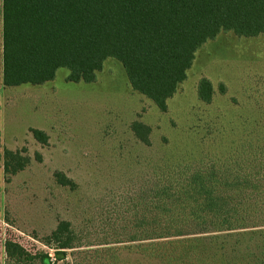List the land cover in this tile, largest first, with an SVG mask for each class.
Instances as JSON below:
<instances>
[{
	"label": "trees",
	"instance_id": "obj_1",
	"mask_svg": "<svg viewBox=\"0 0 264 264\" xmlns=\"http://www.w3.org/2000/svg\"><path fill=\"white\" fill-rule=\"evenodd\" d=\"M0 15L5 87L42 86L62 68L69 70V82L93 83L104 63L114 59L132 89L162 113L168 112L169 100L207 42L221 33L264 36V0H2ZM220 91L226 93L224 85ZM214 94L212 83L202 79L199 100L211 104ZM132 130L150 146L151 128L134 122ZM31 133L48 145L45 131ZM258 141L244 146L239 157L161 175L150 199L135 205L117 238L101 244L129 245L124 249L138 259L113 254L97 264H264V142ZM35 160L42 163V155L36 153ZM31 164L26 148L5 149V182L10 184ZM54 180L72 191L78 187L63 172L54 173ZM231 233L257 235L262 244L234 257L222 240ZM37 240L53 256L33 254L7 239L4 264H94L86 255L76 256L84 254L85 245L69 221H60Z\"/></svg>",
	"mask_w": 264,
	"mask_h": 264
},
{
	"label": "rangeland",
	"instance_id": "obj_2",
	"mask_svg": "<svg viewBox=\"0 0 264 264\" xmlns=\"http://www.w3.org/2000/svg\"><path fill=\"white\" fill-rule=\"evenodd\" d=\"M69 74L62 68L42 86L5 87L0 63V264L7 239L33 254L53 256L37 238L51 234L63 220L72 223L85 245L77 257L86 255L94 264L113 254L137 260L124 249L129 245L101 244L117 238L135 205L150 199L161 175L239 157L244 146L264 142V36L221 33L207 42L166 113L132 89L114 59L104 63L93 83L69 82ZM202 79L213 85L211 104L198 98ZM134 122L151 128L150 146L136 137ZM32 129L45 131L48 145L37 142ZM24 148L32 164L7 184L3 151ZM56 172L72 179L76 190L58 185ZM258 238L231 233L222 240L235 257L257 251Z\"/></svg>",
	"mask_w": 264,
	"mask_h": 264
},
{
	"label": "crops",
	"instance_id": "obj_3",
	"mask_svg": "<svg viewBox=\"0 0 264 264\" xmlns=\"http://www.w3.org/2000/svg\"><path fill=\"white\" fill-rule=\"evenodd\" d=\"M0 63L3 70V17L0 15Z\"/></svg>",
	"mask_w": 264,
	"mask_h": 264
}]
</instances>
